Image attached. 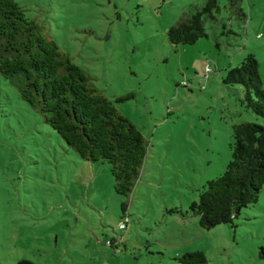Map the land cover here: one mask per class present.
<instances>
[{
	"label": "rangeland",
	"instance_id": "obj_1",
	"mask_svg": "<svg viewBox=\"0 0 264 264\" xmlns=\"http://www.w3.org/2000/svg\"><path fill=\"white\" fill-rule=\"evenodd\" d=\"M87 71L143 134L147 157L132 193L107 163L83 160L0 76V264H264V187L234 224L205 230L190 211L232 159L233 128L264 119L223 79L249 56L264 90V0L248 20L219 0L195 45L169 29L206 0H15ZM211 69L209 74L206 69Z\"/></svg>",
	"mask_w": 264,
	"mask_h": 264
},
{
	"label": "trees",
	"instance_id": "obj_2",
	"mask_svg": "<svg viewBox=\"0 0 264 264\" xmlns=\"http://www.w3.org/2000/svg\"><path fill=\"white\" fill-rule=\"evenodd\" d=\"M243 2L227 0V7L231 16L245 24ZM219 12V0H206L201 8L190 5L189 14L169 29L170 43L188 46L207 38L206 24L217 21ZM43 30L15 0H0V76L83 160L110 165L116 193L128 197L147 157L145 137ZM223 83L241 86L242 103L264 119L263 81L254 56L228 68ZM233 140L226 171L209 181L190 206L205 230L233 225L242 209L258 202L264 187V126L237 124ZM180 262L206 264L207 259L203 252H195L185 254ZM17 264L36 263L21 260Z\"/></svg>",
	"mask_w": 264,
	"mask_h": 264
},
{
	"label": "built area",
	"instance_id": "obj_3",
	"mask_svg": "<svg viewBox=\"0 0 264 264\" xmlns=\"http://www.w3.org/2000/svg\"><path fill=\"white\" fill-rule=\"evenodd\" d=\"M209 72H211V69H206V73L209 74Z\"/></svg>",
	"mask_w": 264,
	"mask_h": 264
}]
</instances>
